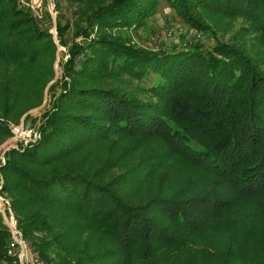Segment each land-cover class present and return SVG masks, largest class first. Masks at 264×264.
Masks as SVG:
<instances>
[{"label":"trees","instance_id":"trees-1","mask_svg":"<svg viewBox=\"0 0 264 264\" xmlns=\"http://www.w3.org/2000/svg\"><path fill=\"white\" fill-rule=\"evenodd\" d=\"M162 1L57 3L70 58L40 137L0 166V264L12 215L47 264H264V52L205 22L243 20L264 44V0H164L214 42L137 45ZM41 25L0 0V146L54 78Z\"/></svg>","mask_w":264,"mask_h":264},{"label":"rangeland","instance_id":"rangeland-1","mask_svg":"<svg viewBox=\"0 0 264 264\" xmlns=\"http://www.w3.org/2000/svg\"><path fill=\"white\" fill-rule=\"evenodd\" d=\"M16 1L19 8L29 11L31 14H33V16L35 15L40 21H43L45 25H41L40 27L42 29H47L48 32L52 35V39L54 40V43L56 45L54 49L55 60L53 61V68L55 70V75L53 80L47 85L45 89L43 104L25 113L18 123H11V125L13 124V127H11L13 131L12 136H10L0 146V166L6 163L5 154L8 149L12 147L18 148L19 143L28 145L30 142H32L31 140L32 135H30V131L27 129L28 127H30L33 130L38 131V126L42 123L40 117L42 116L43 112L50 106L51 95L49 93L48 88L57 80H61L63 78L64 75H63L62 66L70 58L68 46H64L60 44L58 39V30H57V16L59 11L56 10L57 8L56 6L57 3L59 2L60 8L64 7L65 10V8L68 6L66 3L67 0H16ZM196 11L197 9L196 10L193 9L192 12H196ZM205 22L219 29L221 31L219 32L220 34L225 33L227 35L225 36V38L226 39L229 38L231 42H236L238 44H242V43L246 44L248 46L247 48H251L253 50V54H262L264 52V46H263L264 44L261 42L260 37L258 36V34L253 33L252 30L251 31L247 30L244 26L243 20L241 21L238 20L237 18H233V17L229 18L227 16L219 15L217 17V20H211L209 18H205ZM139 30H140L139 33H136L135 31H131V35L133 36L132 41L137 45L147 46L153 49L167 47L170 44L174 43L175 41L181 42L182 38L185 41L188 40L195 42L203 41L206 44H212L214 42L212 38H207V36H205L206 33H203V31L201 32L198 30L196 31L195 27L190 26L164 0L158 5V9L152 14L151 18L148 19L146 23L139 28ZM68 32L64 34L66 38H69ZM95 33H97L96 30ZM97 34L103 36V34H101L100 32H98ZM77 42L82 43L83 37L79 36L77 38ZM81 56L82 55H80V57ZM126 76H125L126 82H123L124 79L122 80L121 78L120 79L117 77H112V78L115 80L114 82L117 83L121 82L122 84H130L127 83V81L131 82L132 80L131 79L128 80ZM26 116L29 118H34V122L27 123ZM0 185H1L0 187L1 190L2 183ZM0 207L1 208L8 207V202L0 198ZM11 217L8 219V224ZM96 264H106V261H101Z\"/></svg>","mask_w":264,"mask_h":264},{"label":"built area","instance_id":"built-area-1","mask_svg":"<svg viewBox=\"0 0 264 264\" xmlns=\"http://www.w3.org/2000/svg\"><path fill=\"white\" fill-rule=\"evenodd\" d=\"M11 127H13V124L11 125ZM27 130H29L30 135H32L33 139L31 138V140H36L37 138L40 137L39 131H35L30 127H28ZM1 183H2V180H0V184ZM4 201H7V200H4ZM0 209L3 210L4 208L0 207ZM9 225L11 228L13 239L9 245L7 253L10 257H13V258L15 257L14 263H17V264H47L39 252H37L36 250L28 246L26 240L23 237L22 232L18 229L17 224L15 223L13 216L11 217L9 221Z\"/></svg>","mask_w":264,"mask_h":264},{"label":"water","instance_id":"water-1","mask_svg":"<svg viewBox=\"0 0 264 264\" xmlns=\"http://www.w3.org/2000/svg\"><path fill=\"white\" fill-rule=\"evenodd\" d=\"M0 187H1V185H0ZM1 198L3 199V200H5L2 196H1ZM14 217V216H13ZM14 221H15V223H16V219H15V217H14Z\"/></svg>","mask_w":264,"mask_h":264}]
</instances>
